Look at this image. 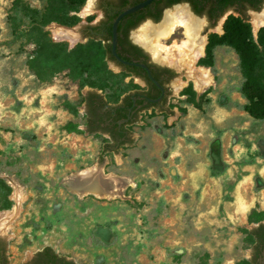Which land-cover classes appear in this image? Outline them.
<instances>
[{
	"label": "rangeland",
	"instance_id": "rangeland-1",
	"mask_svg": "<svg viewBox=\"0 0 264 264\" xmlns=\"http://www.w3.org/2000/svg\"><path fill=\"white\" fill-rule=\"evenodd\" d=\"M94 1L72 11L82 16H62L65 0H0V178L11 188L9 210L16 205L14 181L23 193L17 216L0 233L9 264L44 246L78 264H236L247 258L249 216L264 211V119L242 108L237 54L217 46L213 70L199 62L203 55L193 62L189 55L176 68L150 52L175 70L167 102L139 112L128 125L133 143L101 155L108 137L84 132L86 91L117 102L139 85L107 61L101 41L68 47V35L93 12ZM251 14L244 17L257 43ZM225 18L207 30L199 18L204 47L210 34L222 33ZM54 27L69 34L55 40ZM183 31L156 38L169 45L185 39ZM89 66L108 75L89 77L82 72ZM200 66L212 74L203 91L193 80ZM216 137L220 170L211 169L208 155ZM97 166L128 180L120 195L79 197L62 183Z\"/></svg>",
	"mask_w": 264,
	"mask_h": 264
},
{
	"label": "flooded vegetation",
	"instance_id": "flooded-vegetation-1",
	"mask_svg": "<svg viewBox=\"0 0 264 264\" xmlns=\"http://www.w3.org/2000/svg\"><path fill=\"white\" fill-rule=\"evenodd\" d=\"M141 1L143 0H95L92 6L93 12L85 14V18L79 20L76 31L68 35L69 39L67 38L66 40L69 48H74L83 41H101L106 50H109V53L107 52V61L123 70L129 75L130 79H133L139 85L134 91L130 92L129 99L124 100L125 96H122L116 103H107L108 106H114L113 108L103 106L104 113L119 109L124 114L122 117L114 120L116 114L112 112L103 116L101 121H97L104 132H106L107 137H109L108 133L114 129L125 131L126 127L137 118L139 112L152 107H162L167 102L170 94V82L174 78L172 75L173 72L175 73L174 68L151 57V49L133 37V32L136 28L138 29L147 20L157 24L158 21H155L157 16H160L161 19L162 16H171L172 12L180 14V9H182L189 16L203 17L206 22L204 28L207 30L209 27L215 26L221 16H228L232 12L247 16L251 12H259L264 3L263 0L260 9L257 10L247 6L246 3H244V7L238 2L226 6L225 2H221L220 0H152L149 4L126 14L118 21L116 52L122 59L130 62V64L121 63L114 57L111 59L109 54H111V25L113 20L123 9ZM69 13L67 16H82L77 12L70 11ZM135 23L137 25H134ZM198 38L201 40L200 36ZM70 41L73 42V45H71ZM203 51H205V47ZM141 64L145 65L146 68L141 66ZM102 103L96 102V105L100 107L99 105ZM85 109L86 102L84 101L83 115H85ZM248 251L249 256L247 258L254 257L255 264H264V250L257 253L254 249L248 248ZM0 264H9L6 240L1 235ZM20 264L44 263L40 260V257L36 256L35 251Z\"/></svg>",
	"mask_w": 264,
	"mask_h": 264
},
{
	"label": "trees",
	"instance_id": "trees-1",
	"mask_svg": "<svg viewBox=\"0 0 264 264\" xmlns=\"http://www.w3.org/2000/svg\"><path fill=\"white\" fill-rule=\"evenodd\" d=\"M220 1L225 2L226 6L238 2L244 7V3H246L247 6L253 7L257 10L260 9L263 2V0ZM84 2L85 0H65L61 15L67 16L69 11L78 10ZM159 19L160 16H157L155 21H159ZM136 23L134 25H137ZM258 45L264 48V26L258 31L256 43L252 36L251 25L246 18L242 15L235 16L230 14L223 23V33H213L209 35L205 46V55L200 58L199 62L214 70V49L217 46L230 47L238 56L239 69L242 75V83L239 87V92L245 100L242 108L253 119L263 120L264 57L261 55ZM100 49L103 50V53L107 58V52L109 53V50H106L104 45H102ZM109 55L110 58L113 59V56L111 54ZM82 72L92 78L100 76L101 73L108 75L107 70L101 66L85 67L82 68ZM172 75L175 76V73L173 72ZM130 94V92L123 94L122 96H125L124 100L129 99ZM84 101L86 102L84 132L88 134L102 133L107 135L97 121H101L103 116L112 112L116 114L114 120H117L124 115L119 109L104 113L103 106L107 107L109 101L97 91H88L84 95ZM96 102L103 103L98 107ZM108 107L113 108L114 106L109 105ZM135 120L136 118L133 121ZM75 129L77 130V127ZM108 135L109 137L102 144L100 151L101 155L107 152H116L122 145L133 143L128 127H126L125 131H117L114 129L109 132ZM220 149V138L216 137L211 142L208 153L211 160V169L213 170H220L222 168ZM10 192V186L4 181V179L0 178V211L9 210L11 208L12 200L9 199ZM249 223H253L254 225L245 230V239L248 243V248H252L259 253L261 250H264V211L252 212L249 216ZM36 256L40 257V260L44 264H78L73 259L58 254L51 246H44L37 250ZM236 264H255V260L254 257L243 258Z\"/></svg>",
	"mask_w": 264,
	"mask_h": 264
},
{
	"label": "bare ground",
	"instance_id": "bare-ground-1",
	"mask_svg": "<svg viewBox=\"0 0 264 264\" xmlns=\"http://www.w3.org/2000/svg\"><path fill=\"white\" fill-rule=\"evenodd\" d=\"M90 5V1L87 2L86 8ZM252 25L254 32L264 25V9L260 12L251 14ZM202 20L195 16H189L180 9V14L171 13V16H164L163 20L154 24L147 22L137 29L133 33V37L145 44L154 53L155 58H163L165 61L175 66L181 67V63L185 62V59L191 55L192 62L197 60L203 55V49L205 39L199 40L198 32L202 28ZM178 28H182L185 34V39L180 41H173L169 45L160 44L157 41L158 36L164 39L172 37ZM197 33V35H196ZM52 35L55 40H62L68 35L67 31L62 27H54L52 29ZM159 39V38H158ZM199 75L194 80V88L197 91H203L205 88L211 85L212 74L208 68L199 67ZM79 172V171H77ZM74 175H83V182H86L88 186L85 189L80 190L77 186V181L74 179ZM13 182V181H12ZM99 182L98 186L94 187V183ZM62 183L67 189L79 197L92 193L98 197H105L107 199L113 198L115 195H120L128 183V180L113 174H104L98 167H89L84 170H80L79 173L73 172L66 175L62 179ZM14 186L17 189L15 194L16 205L9 211L0 212V233L7 230L10 222L17 216L19 212V202L23 200L22 189L14 181Z\"/></svg>",
	"mask_w": 264,
	"mask_h": 264
},
{
	"label": "water",
	"instance_id": "water-1",
	"mask_svg": "<svg viewBox=\"0 0 264 264\" xmlns=\"http://www.w3.org/2000/svg\"><path fill=\"white\" fill-rule=\"evenodd\" d=\"M151 1L152 0H143V1L137 3V4L133 5V6L127 7L125 9H123L121 12H119L117 14V16L115 17V19L113 20L112 25H111V35H112V38H111V54L117 61H119L121 63H124V64H130V62L122 59L116 52V39H117V24H118V21L123 16H125L126 14H129L131 12H134L137 9H140V8L144 7L145 5L149 4ZM195 17L199 18V16H195ZM146 22H151L152 23V21H150V20H147ZM263 26H261V27H263ZM222 33H223V30H222ZM141 66L145 67V65H143V64H141ZM98 168L101 170L100 167H98ZM79 172H76V173H79ZM101 172H102V170H101ZM74 179L77 181V186H78V188L80 190L85 189L88 186V184L86 182H83V179H84L83 175H74ZM98 184H99V182L94 183V187L93 188H95V186H98ZM2 211H6V210H2Z\"/></svg>",
	"mask_w": 264,
	"mask_h": 264
}]
</instances>
